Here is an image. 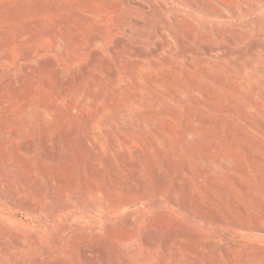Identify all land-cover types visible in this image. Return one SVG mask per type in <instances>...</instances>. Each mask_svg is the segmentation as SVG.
<instances>
[{"label":"rangeland","instance_id":"obj_1","mask_svg":"<svg viewBox=\"0 0 264 264\" xmlns=\"http://www.w3.org/2000/svg\"><path fill=\"white\" fill-rule=\"evenodd\" d=\"M0 264H264V0H0Z\"/></svg>","mask_w":264,"mask_h":264}]
</instances>
